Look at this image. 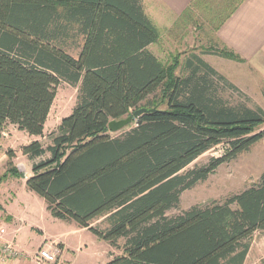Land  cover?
<instances>
[{
    "label": "trees",
    "instance_id": "trees-1",
    "mask_svg": "<svg viewBox=\"0 0 264 264\" xmlns=\"http://www.w3.org/2000/svg\"><path fill=\"white\" fill-rule=\"evenodd\" d=\"M74 35L84 38L77 59L64 49ZM160 38L142 0H0V137L7 124L42 137L57 86H79L52 144L22 148L33 162L27 188L53 218L112 246L125 239L124 255L106 264H244L264 231V174L223 203L167 212L264 140V111L227 102L221 90L235 87L197 54L162 62L149 50ZM140 109L150 112L135 127L109 134L111 121ZM220 145V157L186 170ZM9 177L23 178L13 162L0 183ZM100 219L105 230L92 227Z\"/></svg>",
    "mask_w": 264,
    "mask_h": 264
},
{
    "label": "rangeland",
    "instance_id": "rangeland-1",
    "mask_svg": "<svg viewBox=\"0 0 264 264\" xmlns=\"http://www.w3.org/2000/svg\"><path fill=\"white\" fill-rule=\"evenodd\" d=\"M236 2V0H195L177 27L167 33L159 44L152 46L153 53L168 65L172 63V59L175 56H178L183 64L192 54H199L207 58L210 56L207 52L222 50L214 44V31L216 26L227 15L230 7ZM83 45L84 38L74 35L65 42L64 49L69 55L77 59ZM179 71L181 69H178L177 73ZM182 72H180V75ZM78 95L79 86L75 87L63 81L57 86L56 97L42 137L30 136L12 124L5 126L3 131L5 136L0 137V177L7 173L10 162H13L17 168L20 166L22 171H24V168L26 169L25 166L28 165L30 168L33 165L28 156L23 154L22 148L34 141L41 142L45 148L50 146L61 121L69 116L75 108ZM221 95L227 102L233 105L244 104L252 109H264V99L261 97L259 99V96L253 97L234 90L227 91L225 88L221 90ZM133 127H135V121L122 131L118 133H111L109 131V134L111 136H120L130 131ZM10 151L15 153L13 160L9 156ZM224 151L225 145L215 147L200 156L186 170L207 165L212 158L220 157ZM261 173H264V140L258 142L249 152L243 153L236 160L221 165L206 181L200 182L192 189L184 191L179 205L168 211L167 216L175 217L195 206L206 207L213 203H223L230 196L238 194L252 186ZM6 181L0 183V212L5 213V209H11L12 207V202H10V198L8 197L10 189L11 192L17 195V201L19 200L29 205V215L24 217L26 220V224L23 225L25 232H33L35 237H37L36 235H42L43 232L52 234L57 226H65L64 231L71 230L72 232L62 237L60 236L61 239L75 237L82 244L86 243L88 246L84 245V250L91 251L89 254L90 264H106L113 258L124 255L125 239H120L116 246H112L87 229L76 232L75 228H77V225L75 223L56 220L47 212H44V199L42 197L28 192V194L23 193L22 184L15 191L16 186L4 185ZM52 220L56 221V224L52 223ZM92 227L105 230L108 228V224L105 222V219H100L94 222ZM263 240L264 234L254 235L250 242L251 253L249 254L247 264H257L262 254ZM57 244L59 249L57 264H59L64 243L58 238ZM0 261L1 264H9L11 260L6 259L3 261L0 259Z\"/></svg>",
    "mask_w": 264,
    "mask_h": 264
},
{
    "label": "crops",
    "instance_id": "crops-1",
    "mask_svg": "<svg viewBox=\"0 0 264 264\" xmlns=\"http://www.w3.org/2000/svg\"><path fill=\"white\" fill-rule=\"evenodd\" d=\"M194 1L142 0L145 14L160 31L161 38L157 44L161 42L167 33L177 27L184 15L190 10L189 8ZM214 40V44L222 49L220 51L233 53L238 57V60L226 58L214 52L208 53L210 54L207 57L208 59L199 54L197 55L224 77L228 84L235 87L236 91L264 99V0H242L229 17L222 24L216 26ZM154 45L149 47L150 51H152V46ZM262 110L264 111V109ZM1 136H5V133L2 132ZM25 167L26 179L9 177L4 185L16 186L17 188L14 190L17 191L19 185L22 184L23 193L35 194L26 185L27 179L32 174V166L30 167L31 170L28 165ZM261 175L262 173L256 178L257 181ZM8 197L10 202H12L11 209H5V213L0 212V230H5V234L0 236V248L6 242L12 243L19 252L17 258L11 260L9 264H35L34 257L39 248L46 242L57 243L58 238L64 243L59 264H90L89 254L91 251L84 250V245L88 246L86 243L82 244L75 237L61 239L62 236L72 232L71 230L64 231L65 226H57L52 234L43 232L42 235H36L37 237H35L33 232H25L23 225L26 224V220L24 217L29 215V205L19 200L17 201V195L11 192L10 189ZM43 210L53 217L47 210L45 201ZM55 222L52 220V223L56 224ZM78 230L86 229H80L77 226L75 231L78 232ZM255 234H264V231ZM262 245V254L257 264H260L264 259V240ZM250 253L251 248L244 264H247Z\"/></svg>",
    "mask_w": 264,
    "mask_h": 264
},
{
    "label": "built area",
    "instance_id": "built-area-1",
    "mask_svg": "<svg viewBox=\"0 0 264 264\" xmlns=\"http://www.w3.org/2000/svg\"><path fill=\"white\" fill-rule=\"evenodd\" d=\"M5 234V230H0V236ZM0 259L13 260L17 258L19 252L16 250L12 243H4L0 248ZM58 244L56 242L44 243L34 257L35 264H57L58 263ZM1 264V261H0Z\"/></svg>",
    "mask_w": 264,
    "mask_h": 264
},
{
    "label": "water",
    "instance_id": "water-1",
    "mask_svg": "<svg viewBox=\"0 0 264 264\" xmlns=\"http://www.w3.org/2000/svg\"><path fill=\"white\" fill-rule=\"evenodd\" d=\"M152 111H155V109H152ZM150 112L147 109H140L137 110L133 113V115H130L124 119H121L119 121H111L109 123V131L111 133H118L124 129H126L129 125H131L135 120H137L142 114L144 113H148ZM19 171L21 173H23V179L27 178V174H26V169L24 168L22 171V169L20 168V166L18 167Z\"/></svg>",
    "mask_w": 264,
    "mask_h": 264
}]
</instances>
